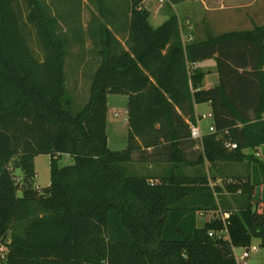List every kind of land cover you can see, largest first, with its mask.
Wrapping results in <instances>:
<instances>
[{
    "label": "trees",
    "instance_id": "16d2710c",
    "mask_svg": "<svg viewBox=\"0 0 264 264\" xmlns=\"http://www.w3.org/2000/svg\"><path fill=\"white\" fill-rule=\"evenodd\" d=\"M155 2L130 0L126 47L100 24V63L76 111L55 15L42 0H0V264H238L234 248L255 238L264 248V200L255 196L264 160L261 179L225 187L205 172L156 179L122 165L254 161L243 150L264 144V23L183 43L176 14L150 24L146 5ZM207 58L219 82L203 88L205 74L192 65ZM109 94L128 96L121 150L107 145ZM205 101L214 131L199 142L194 105ZM42 153L50 183L40 189L34 158ZM63 155L73 162L61 165ZM224 190L239 195L222 220Z\"/></svg>",
    "mask_w": 264,
    "mask_h": 264
},
{
    "label": "rangeland",
    "instance_id": "374dc122",
    "mask_svg": "<svg viewBox=\"0 0 264 264\" xmlns=\"http://www.w3.org/2000/svg\"><path fill=\"white\" fill-rule=\"evenodd\" d=\"M48 7V9L55 15L56 24L55 28L58 35L64 42V46L67 50V64H65V75H66V87L67 96L73 100V109L79 110L87 102L89 97V89L92 78L100 63V57L95 53L94 46L98 42L99 38V28L102 20H106L108 15L89 16V14L83 15L80 21L77 16L69 15L67 12L60 13L61 9H67L68 7L72 9L74 4H78V8L81 7V0H42ZM88 2L82 1V7H97L100 5V0H87ZM74 2V3H73ZM251 5L246 6H234L235 9L227 8L225 11L215 12V14H220L219 19L213 22V29L216 30H230L237 28H244L245 26H250L251 21L246 16V12L251 13L257 20L258 24L264 23V0H252ZM106 3V2H105ZM105 3H103L105 5ZM167 7V6H166ZM246 7V8H245ZM174 8H171L175 14L177 13L179 17L185 21V19H190L191 25L194 27L193 32L196 35L197 40H199L198 35L201 36L202 31L208 26L207 19L211 18V11L204 9L199 0H184L177 4H174ZM215 10V9H214ZM233 11L237 12V16L233 15ZM71 13H74L71 11ZM243 13V14H242ZM242 14V15H241ZM84 24L88 27L84 28ZM219 21V22H218ZM209 24L210 21H208ZM217 22V23H216ZM215 26V27H214ZM204 27L202 30H200ZM211 27V26H210ZM212 29V28H211ZM208 30V27L207 29ZM201 32V33H200ZM215 32V31H214ZM203 36V35H202ZM206 35L204 39L207 37ZM203 39V38H201ZM75 57V64L73 65L70 61ZM74 68H81V73L75 71ZM79 77V78H78ZM78 78V79H77ZM77 79V80H76ZM68 86H67V82ZM77 82L72 85V82ZM201 113L207 114L206 109H200ZM127 112H126V96L122 94H110L109 104L107 112V145L111 150H121L127 145ZM202 124L208 128L210 124V119L202 118ZM251 152L256 157V160L245 159L242 162H224L220 176L221 180L218 184L221 187H225L228 182L237 181L242 179L250 178L258 179L263 176L261 173L260 163L264 160V144L260 145L257 150H252ZM251 153V154H252ZM49 161L50 156L46 153L38 154L34 158V166L36 171V185L40 189L47 187L50 183V171H49ZM72 157L70 155H63L60 159L61 165H67L72 163ZM171 163V162H168ZM149 162H127L123 163V167L126 169L128 174L132 175H147L150 174L153 169ZM155 164V163H153ZM166 164V163H165ZM159 163L160 165H165ZM213 167L212 164L204 165V172L207 173V168ZM198 170L202 168L200 165L197 167ZM180 169V165L178 166ZM176 170L177 173H181V170ZM20 174V171H17ZM213 174V173H212ZM231 175V176H228ZM212 177V175H210ZM230 178V181L227 180ZM212 179H214L212 177ZM259 179V180H260ZM215 180V179H214ZM156 179L154 180V182ZM214 182V181H213ZM212 182V183H213ZM18 195L21 194L20 190L17 191ZM239 194H231L224 190V192L218 195V201L221 208H236L238 209V198ZM256 198L264 200V186H257ZM213 212H208L202 217H198V224L202 225L205 220L212 216ZM252 245H255L257 250L253 251L249 249V256L246 258V264H264V248L259 246V240L253 239ZM237 256L242 253L241 248L236 249Z\"/></svg>",
    "mask_w": 264,
    "mask_h": 264
},
{
    "label": "crops",
    "instance_id": "0c3cea01",
    "mask_svg": "<svg viewBox=\"0 0 264 264\" xmlns=\"http://www.w3.org/2000/svg\"><path fill=\"white\" fill-rule=\"evenodd\" d=\"M82 1L88 2L87 0H81V7H82V3H83ZM100 1L103 3L106 2L105 5L103 3H100V5L98 4V6L96 8L95 7H91V8H87V7L81 8L80 7V8H76L75 11H73V12L75 13V16H77V19L79 21H80V19H82L81 17L83 15H86V14H89V16H91V17L92 16L101 17V15H108V18H106V20H102V23L105 24L115 34V36L120 40V42L126 47L125 43H126V39L128 36V28H129L130 0H100ZM199 1H200L201 6L204 9L210 10V11L213 10V11H211V12H213L210 15L211 18L207 19L208 30H206L207 27H205V28L202 27L200 29V30H202L204 28L201 36L198 35L199 40L201 38L204 39V37L206 35L214 36V35H220L224 32H228V31L250 30L255 25H262L263 24V22H262V24H258L256 18L251 13L245 11L247 18H249L251 21L250 26H245L244 28H237V29L234 28V29H230L227 31L226 30L213 29L212 23L215 22L217 19H219V16L222 14V13L215 14V12H218V11L221 12L222 10L225 11L227 8L235 9L234 6H243L244 7L247 5L246 7H248L251 5L252 0H199ZM146 8L149 11V22L153 26H158L166 18H168L172 14H175L174 4L170 3L168 0L163 1V2H160L159 0H157V2H155L153 4L146 5ZM171 8H173L174 11L173 10L171 11ZM71 11L72 10L68 7L67 9H61L59 12L62 14L65 12L70 14ZM176 15H177L179 23L181 25V38H182L183 43L197 40L196 35L193 32L194 27L191 25L192 21L190 19H185V21H183L177 13H176ZM233 15L237 16L238 14L236 11H233ZM208 21H210L211 24H209ZM81 23H83V25H84L83 29L87 28L89 26L88 22H87V24H84V22L81 21ZM66 57H67V55H66ZM70 63H72L73 65L75 64V57L70 61ZM65 64H67L66 58H65ZM192 68L199 69L200 71H202L205 74L204 81H203V88L214 87L218 84L219 75L216 71V62H215L214 58H207V59L195 62L192 65ZM74 69H75V71L79 70L78 74L81 73V68H74ZM68 83H69V81L67 82V86H68ZM74 83H77V82L75 81V82H72L71 84L75 86ZM109 95L107 97V107L109 104ZM124 96H126V107H127L128 96L127 95H124ZM194 108H195V113H196V118H197V123L195 124V126L198 127V130L201 134V137H199V138L193 137V138L200 142L203 135L213 132L210 130V127L213 126L212 116L209 115V114H211V105H210V102L205 101L202 103L195 104ZM200 109H206L207 114L201 113ZM207 117L210 119V124H209L208 128H206L202 124V120H201L202 118H207ZM258 147H256V148H245L243 150V152L247 153V154H251L252 153L251 149L257 150ZM163 164H165V163H163ZM207 164H208L207 162L202 163L200 165L202 168L200 169V171H197L198 166H185V165L180 164V163H178V164L177 163H166L165 165L159 166V163H155V164L151 163L150 166H152L151 168L153 169V171H151L150 174H147V175H149L150 177H155L156 179H158L162 176H168L169 174L176 172V170L178 169V166L180 165V169H178V170H181V175L190 176L191 174H195L197 172L203 173L205 171L204 165H207ZM223 164H224V162H217L214 165L212 164L213 165L212 169L210 167L207 168V170H208L207 175H212V177L215 179L214 180V179H212V177L209 176L210 182L212 183L214 181L212 184H215V185L221 184V183H219L220 180L222 179L220 176V171H221ZM228 176H231V175H228ZM227 180L230 181V178H227ZM219 206H220L219 210L221 211V213L223 210L237 209L236 208L237 206H235L234 208H228V207L221 208L220 204H219ZM225 213H227V212H225ZM205 214L197 215V226H201L198 224V217L199 216L202 217ZM212 216H213V214H212ZM252 246H255V245H251L249 248H251ZM236 249L237 248H234V254H235L236 259H237L239 256H237ZM241 249L243 252L246 248H241ZM237 263L239 264L238 260H237ZM245 264H246V262H245Z\"/></svg>",
    "mask_w": 264,
    "mask_h": 264
},
{
    "label": "built area",
    "instance_id": "2783aa9c",
    "mask_svg": "<svg viewBox=\"0 0 264 264\" xmlns=\"http://www.w3.org/2000/svg\"><path fill=\"white\" fill-rule=\"evenodd\" d=\"M160 2H163V1H166V0H159ZM210 116H212V114H209ZM210 130L211 131H214V127L211 126L210 127ZM191 135L192 137L194 138H199L201 137V134L198 130V127H196L195 125H192L191 127ZM237 145L236 143H231V142H226L224 144V147L227 148V149H232V148H235ZM221 215V218L222 220H224L225 218H227L229 216V213H220ZM212 217V216H211ZM213 218V217H212ZM209 235L212 236L213 235V232H209ZM249 249L250 250H253V251H256L257 248L255 246H252L251 248H246L242 254L237 258V260L239 261V264H245L246 262V258L249 256ZM5 257V254H4V251H3V247H0V258H4Z\"/></svg>",
    "mask_w": 264,
    "mask_h": 264
}]
</instances>
